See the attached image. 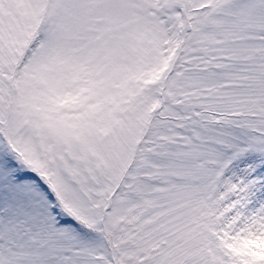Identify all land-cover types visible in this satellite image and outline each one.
<instances>
[{"label":"snow or ice","instance_id":"6c2138e0","mask_svg":"<svg viewBox=\"0 0 264 264\" xmlns=\"http://www.w3.org/2000/svg\"><path fill=\"white\" fill-rule=\"evenodd\" d=\"M0 264H264V0H0Z\"/></svg>","mask_w":264,"mask_h":264}]
</instances>
